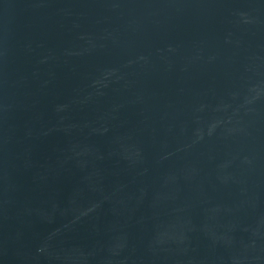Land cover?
<instances>
[{"label": "water", "instance_id": "water-1", "mask_svg": "<svg viewBox=\"0 0 264 264\" xmlns=\"http://www.w3.org/2000/svg\"><path fill=\"white\" fill-rule=\"evenodd\" d=\"M0 264H264V0H0Z\"/></svg>", "mask_w": 264, "mask_h": 264}]
</instances>
